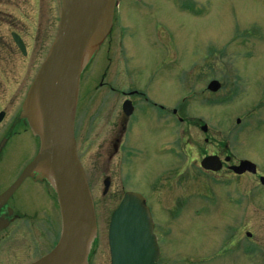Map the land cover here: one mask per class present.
<instances>
[{
    "label": "rangeland",
    "instance_id": "rangeland-1",
    "mask_svg": "<svg viewBox=\"0 0 264 264\" xmlns=\"http://www.w3.org/2000/svg\"><path fill=\"white\" fill-rule=\"evenodd\" d=\"M119 1L113 33L83 79L97 84L110 57L109 77L123 69L127 60L139 92L171 110L182 106L179 112L184 125L178 132L171 122L165 137L186 147L182 157H156L142 151V161L136 162L139 169L136 173L128 171L126 185L144 193L149 201L157 225L155 233L160 236L161 263L264 264V252L260 251V245L264 250V196L261 186H256L259 176L264 175V0ZM18 2L26 16L21 14L19 21V12L9 10L17 15L12 16L17 26L4 27L2 34L10 46L7 57L12 60L17 52L16 66L20 63L19 68L10 69L6 81L0 82V111L7 112L0 126V140L7 138L0 159L4 183L14 181L39 150L37 138L24 123L12 124L25 99H13L12 94L22 93L24 83L28 90L41 68L56 37L62 5V0ZM13 32L22 36L30 57L19 54L12 42ZM212 81L221 84L218 93L208 91ZM83 84L87 90L93 87L89 81ZM208 101L216 105H208ZM202 126L208 127L207 132ZM138 141L151 149L154 137L149 138L145 130ZM90 154L95 158L96 150ZM212 154L223 160L226 156L237 162L250 160L258 165L259 174L237 178L232 186L214 183L212 178L199 176L194 166L195 160ZM175 160L183 161L176 164ZM182 164L187 171L175 173ZM168 169L169 186L164 187L158 180L166 179L163 171ZM86 171L98 226L94 264H104L106 259L110 264L109 225L123 198L122 185L115 179L114 187L104 195V174ZM236 201L242 206H235ZM46 216L53 221L48 231H57L59 238L60 214H53L52 219L46 213L43 219ZM52 246L44 245L43 253Z\"/></svg>",
    "mask_w": 264,
    "mask_h": 264
},
{
    "label": "water",
    "instance_id": "water-1",
    "mask_svg": "<svg viewBox=\"0 0 264 264\" xmlns=\"http://www.w3.org/2000/svg\"><path fill=\"white\" fill-rule=\"evenodd\" d=\"M116 0H62L57 35L39 69L13 125L24 123L39 142L36 157L17 181L0 196V208L33 178L54 191L61 218V236L56 247L32 264H90L89 257L98 228L95 204L86 174L77 154L75 119L80 82L114 28ZM25 54V45L13 35ZM213 81L208 89L220 90ZM5 113L0 114V123ZM238 123L240 121L238 120ZM207 127L203 131L207 132ZM7 138L0 144V154ZM217 157L202 162L206 170L219 171ZM235 173L256 165L243 161ZM264 184V178H261ZM5 226L0 225V231ZM112 264H157L159 247L150 212L140 195L129 193L113 213L109 228Z\"/></svg>",
    "mask_w": 264,
    "mask_h": 264
},
{
    "label": "flooded vegetation",
    "instance_id": "flooded-vegetation-1",
    "mask_svg": "<svg viewBox=\"0 0 264 264\" xmlns=\"http://www.w3.org/2000/svg\"><path fill=\"white\" fill-rule=\"evenodd\" d=\"M11 9L18 11V16L9 11ZM20 10L18 0H0V82L8 79L11 68L15 66L17 69L20 65L19 62L17 66L15 63L18 57L17 52L13 55L15 57L12 60L7 57L10 53V46L5 42L2 35L4 27L14 28L17 26H15V19L12 18V16H17L16 18H18L19 21L21 20V14L26 16L25 13ZM14 34L18 35L25 45L26 53L24 54L17 47L15 42L12 41L19 54L24 58L30 57L31 54L28 50V46L22 36L19 33L13 32L11 37ZM122 51L120 50V53ZM123 56H125V54H123ZM126 63L127 65L124 64L123 69L114 73L115 76H113V74L109 77V70L113 64V59L110 57L109 65L102 73L99 82L94 84L90 79L88 80L93 85L90 90L84 88L83 83L87 84L88 81H85L82 77L75 121L77 154L84 168L86 177L88 175L86 170L97 172L98 174L103 173L104 195L108 194L112 186L114 187V180L117 179L118 184L122 185L121 191L123 192V197L128 192H134L129 190L128 186H126L129 181L128 171L130 169L135 173V170L138 171L139 166L136 162L141 159L144 151L146 155L156 157L173 155L180 159V157H182L180 156L182 151L186 148L182 147V144L177 141H170L169 138H167L168 140L165 138L170 133L171 122L176 125L174 128H177L178 132L185 123V119L182 118L179 112L181 111V104L179 105L180 109L171 110L167 105L160 104V102L149 98L146 93L139 92L138 83L134 81L132 76L130 77V67L128 65L130 63L127 62V60ZM24 82L23 80L22 83ZM22 85V93L12 94L13 99H20L21 96L26 97L28 90H26L25 83ZM205 94L204 92V95ZM210 105L213 106V103L211 102ZM21 106L19 111L15 114L14 119H16L21 111ZM5 114L7 117V112H5ZM142 127H145L144 131H148L149 138L154 137V144L151 149L144 148L138 141L140 135L144 133V131L139 130ZM203 127L204 126L201 127L202 130ZM162 134L164 140L160 141ZM2 141L3 140H0V144ZM205 141L206 143L209 142L208 139ZM141 142H143V140H141ZM171 147H173L172 154L170 153ZM94 150H96L95 158L90 154V151ZM208 157H217L219 159L216 160L220 165L219 172L206 171L201 168L202 162ZM86 159L93 161L90 164L86 163V165H84L83 160ZM175 161L176 164H178L183 160ZM235 161L229 156H226L225 160H223L220 155L212 154L205 156L202 160H195L194 166L199 176L204 175L207 178H212L214 183L218 184L220 182L219 184H227L229 186H232L233 181L237 178H249V176L256 177L259 174L258 165L256 174L249 171L243 174L235 173L234 168L239 166L244 160ZM232 162H235V164H232ZM133 163H136L135 166ZM92 168H94L95 171H93ZM185 171H187L186 166L182 164L175 170V173L178 172L180 175H183ZM169 173V169L164 170L163 177H166V179L158 180L160 184H164V187L169 186L168 181L170 178L168 177L169 175H167ZM197 174H193V176L196 177ZM20 175L17 176L14 181H9L8 183H4V180L0 179V196L16 182ZM175 175L178 176L179 174ZM261 178H264V175L259 176L256 186H261L263 197L264 184L261 183ZM224 179L227 180L225 181ZM136 193H140L146 198L147 205L152 213L146 195L141 191ZM25 194L30 196H26ZM236 203L235 206H242L238 204L237 201ZM58 212L56 195L47 183L36 181L33 178L25 180L7 203L0 208V225L5 226L4 229L0 231V264H31L52 251L57 245L60 237L58 238L57 231H48V228L53 225V221H49L47 219L48 216H46L45 219H43V217L48 213L53 219V214L57 215ZM155 228L157 229L156 223ZM158 237L160 236L158 235ZM98 241V238H96L92 245L89 257L90 264H94V258L97 256ZM51 244H53V246L43 253V246ZM245 248L246 245L244 246V250L247 253V249ZM260 251L261 253L262 251L264 252V250H262V245H260ZM109 257L111 264V255H109ZM162 257L163 254L161 250L158 264H162ZM104 264H107V259Z\"/></svg>",
    "mask_w": 264,
    "mask_h": 264
},
{
    "label": "bare ground",
    "instance_id": "bare-ground-1",
    "mask_svg": "<svg viewBox=\"0 0 264 264\" xmlns=\"http://www.w3.org/2000/svg\"><path fill=\"white\" fill-rule=\"evenodd\" d=\"M238 98V97H237Z\"/></svg>",
    "mask_w": 264,
    "mask_h": 264
}]
</instances>
